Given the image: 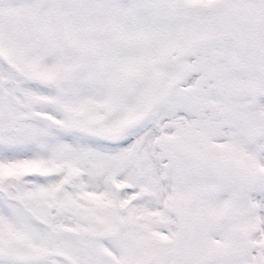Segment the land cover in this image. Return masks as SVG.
I'll return each mask as SVG.
<instances>
[{
    "label": "snow or ice",
    "instance_id": "6c2138e0",
    "mask_svg": "<svg viewBox=\"0 0 264 264\" xmlns=\"http://www.w3.org/2000/svg\"><path fill=\"white\" fill-rule=\"evenodd\" d=\"M0 264H264V0H0Z\"/></svg>",
    "mask_w": 264,
    "mask_h": 264
}]
</instances>
